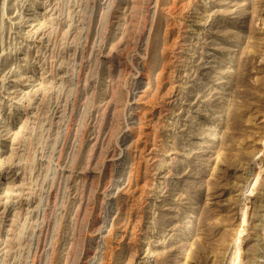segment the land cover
Masks as SVG:
<instances>
[{
  "label": "rangeland",
  "instance_id": "374dc122",
  "mask_svg": "<svg viewBox=\"0 0 264 264\" xmlns=\"http://www.w3.org/2000/svg\"><path fill=\"white\" fill-rule=\"evenodd\" d=\"M0 264H264V0H0Z\"/></svg>",
  "mask_w": 264,
  "mask_h": 264
}]
</instances>
